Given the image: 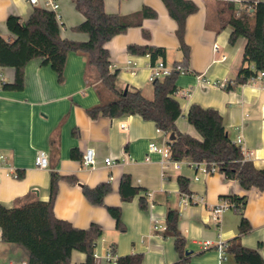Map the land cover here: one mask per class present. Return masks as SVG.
Segmentation results:
<instances>
[{
	"label": "crops",
	"instance_id": "obj_1",
	"mask_svg": "<svg viewBox=\"0 0 264 264\" xmlns=\"http://www.w3.org/2000/svg\"><path fill=\"white\" fill-rule=\"evenodd\" d=\"M39 1L40 5L44 2ZM194 1L199 9L188 16L185 28V41L190 47L187 65L190 72L179 74L177 80L176 97L182 107L177 127L201 138L187 120V112L193 103L215 107L223 115L231 139L237 143L241 139V145L251 152L248 159L256 167L263 168L264 80L250 79L232 89L227 88L234 84L242 65L246 38L241 36L236 43H230L233 28L228 25L220 29L218 2L234 1L242 7L244 1L264 0ZM58 3L62 36L87 40V33L73 30V26L84 20L73 0H58ZM144 6L155 9L157 16L144 19L143 26L130 27L115 35L106 47L111 56V69L118 71V87H136L146 97H153V82L149 79L152 58L129 53L128 45L165 47L166 62L170 65L180 62L184 60V54L176 34L177 22L163 0H105V9L110 13L129 14ZM35 7L28 0H0V34L12 37L6 25L10 14L27 20ZM215 43L220 46L219 52L214 51ZM223 54L225 59H222ZM68 55L61 81L50 65L42 63V58L29 61L22 90L3 89L2 83L14 81L16 69L0 66V152L20 173L19 178L4 175L0 180V203L14 207L31 200L47 201L52 172L56 170L77 180L75 183L60 180L54 205L56 217L67 219L79 228H87L93 222L103 227V235L95 248L96 264H115L114 260L107 258L108 252L116 257L142 253L145 264L176 262L180 256L175 249L174 237L165 236L164 229L153 227L156 220L166 226L171 208L180 212L179 229L186 236L187 249L191 251L189 264H237L230 253L221 258L218 244L228 243L240 235L241 214L228 209L223 213L221 223L215 224L211 209L221 202L223 195H247L244 217L251 230L241 234L240 240L246 247L259 248L264 258V191L246 190L219 170L206 174L187 163L180 169L171 164L164 175L162 155L152 153L150 161L145 158L151 141L163 144L171 134L159 130L154 121L137 114L92 118L87 109L112 96L102 87L94 68L87 65L84 54L71 51ZM128 60L134 63L135 73L128 68ZM88 147L95 149L93 167L83 165L82 160L72 156L73 149L83 156ZM39 149L48 153V168H39L36 164ZM128 154L135 160L123 161ZM107 156L113 159V164L108 166L104 161ZM123 174H129L133 185L140 189L130 201H123L119 191ZM180 176L189 179L191 194L202 197V201L181 205L185 193L180 189ZM102 182L111 183L113 189L105 196V205H96L86 198L82 186L91 188ZM142 196L148 199L147 209L140 206ZM108 206L121 207L125 231L117 228L118 221L110 214ZM3 234L0 227V264H27L29 250L22 244L4 241ZM204 240L213 241V245L205 248ZM85 260L84 252H72L71 264H81Z\"/></svg>",
	"mask_w": 264,
	"mask_h": 264
},
{
	"label": "trees",
	"instance_id": "obj_2",
	"mask_svg": "<svg viewBox=\"0 0 264 264\" xmlns=\"http://www.w3.org/2000/svg\"><path fill=\"white\" fill-rule=\"evenodd\" d=\"M73 2L75 8L84 15V20L73 26V30L87 33L88 39L84 41L63 37L56 11L44 5H37L27 20H22L15 14L8 16L6 25L12 37L0 34V66L14 67L16 76L12 82L2 83L3 89L22 90L25 87V67L34 58H42V63L50 65L61 81L68 53H82L87 57V65L96 71L102 87L112 96L111 99H103L87 109L92 118L101 115L110 118L140 115L145 120L154 121L159 130L174 133L175 137L168 141L174 159L206 161L207 167L215 165L227 179L237 181L244 189L256 188L264 191V167L258 168L252 160L245 159L242 146L229 136L223 115L217 108L204 107L198 103L190 106L187 120L194 125L201 138L182 132L177 127V120L182 115L181 103L176 97L178 71L174 69L169 76L153 81L152 98L146 97L142 90L136 87H128L127 90L118 87V71L111 69V56L106 43L130 27L143 26L144 19L155 18V9L144 6L138 11L120 14L107 12L105 0ZM163 2L177 22L176 34L184 54V60L180 63L188 65L190 47L185 41L186 21L199 6L194 0ZM218 11L220 29L228 25L234 28L229 37L231 44L236 43L241 36L246 38L242 65L234 84L227 86L232 89L264 70V2L244 1L243 6L239 7L234 1H219ZM144 35L149 37L146 31ZM128 52L150 55L152 63L159 59L166 61L167 56L165 47L136 43L128 45ZM72 156L82 160V154L77 149L72 150ZM61 179L77 182L75 177L64 176L53 170L47 201L31 200L14 207H6L0 203V227L4 233L2 238L7 242L22 244L29 250L30 258L27 264H71L74 250L86 254V260L81 264H96L95 248L98 239L103 235V227L93 222L87 228H79L67 219L56 217L54 205ZM179 185L182 192L191 194L188 178L180 176ZM82 187L86 198L96 205H105V196L113 189L109 182H102L91 188L87 185ZM119 191L123 201H130L140 189L133 185L129 174H123ZM222 198L227 199L232 209L241 214L240 235L249 232L251 225L244 217L248 196L228 194ZM140 206L147 209L146 196L141 197ZM107 208L118 221L117 228L125 231L121 207ZM179 219V210L171 208L167 213L163 234L175 239V249L180 257L172 264H189L190 254H186L187 238L179 229ZM240 235L227 243V253L234 255L237 264H264L259 248L244 246ZM115 264H145L144 256L142 253L120 255Z\"/></svg>",
	"mask_w": 264,
	"mask_h": 264
},
{
	"label": "built area",
	"instance_id": "obj_3",
	"mask_svg": "<svg viewBox=\"0 0 264 264\" xmlns=\"http://www.w3.org/2000/svg\"><path fill=\"white\" fill-rule=\"evenodd\" d=\"M28 1H29V3H31V5H36V6L40 5L39 0H28ZM41 5H44L45 7H49L51 9H53L54 11H56L57 17H58L59 21H61L62 17L59 13L60 5L58 3V0H44V2ZM214 51L215 52L220 51L219 44H217V43L214 44ZM225 58H226V55L223 54L222 59H225ZM128 64H129L128 68L131 70V72L135 73L136 67H135L134 63H132L131 60H128ZM174 69L176 70V72L178 71L179 74H187L190 72L189 66L184 65L180 62L170 65L166 61L159 59V60L155 61L154 63L151 62L149 79L151 82H153L157 79H163L164 77L169 76L174 71ZM256 79L264 80V70L259 71L256 76L252 77L251 80L254 81ZM204 81L207 82L206 79H204ZM222 85H224V84H222ZM124 127H126V126H124ZM169 140H170V138H167V140L163 144H159L158 142L151 141L148 145V152H147L146 158H145L146 161H150L152 153H159L160 155H162L163 158L161 159V164H162L164 175L167 174V169L171 164L174 165V167L176 169H180L184 163H187V164L192 165V166H197L198 169H200L202 172H204L206 174H211V173L218 170V168L215 165H212L210 168L207 167L206 161L197 162V161H192L190 159L189 160L174 159L171 155L170 146L168 144ZM238 143H240V145H241V139L238 140ZM242 148L244 150L245 159L249 160L248 158L250 157L251 152L247 151L243 146H242ZM37 152H38L36 154L37 166L39 168H48L49 167L48 153L42 149H39ZM83 154H84L82 156L83 165L93 167L95 165V162H96L95 149L93 147H88ZM127 160L134 161L135 158H133V156L128 154L127 157H125L123 159V161H127ZM104 161H105V164L107 166L113 164V159L111 157L107 156L104 159ZM2 169L4 171H1ZM4 175L10 176L13 178H19L20 177V173L18 172V168H16L8 160V157L4 153L0 152V180L3 178ZM202 200H203L202 197H196L194 194L185 193V196L181 200V205H189L193 202L202 201ZM231 208H232L231 203L227 199H222L220 203H218L216 206L212 207V209H211L213 222L215 224L221 223L223 213L225 211H227L228 209H231ZM153 227L155 229H160V228L165 229L166 228V226L161 225V223H159V221H157V220L155 221ZM212 242L213 241H211V240H204L203 245L205 248H209L213 245ZM227 247H228V244L226 242H223V243L219 242L218 250H219V253L221 255V258H224L225 255L227 254V251H226ZM107 258L110 260L116 261L117 257L113 253L108 252Z\"/></svg>",
	"mask_w": 264,
	"mask_h": 264
},
{
	"label": "water",
	"instance_id": "obj_4",
	"mask_svg": "<svg viewBox=\"0 0 264 264\" xmlns=\"http://www.w3.org/2000/svg\"><path fill=\"white\" fill-rule=\"evenodd\" d=\"M230 27L233 28V26H231V25H230ZM233 29H234V28H233ZM125 90H127V88H126ZM174 137H175L174 133H171V135H170V139H173ZM190 252H191V251L187 249L186 254H190Z\"/></svg>",
	"mask_w": 264,
	"mask_h": 264
},
{
	"label": "rangeland",
	"instance_id": "obj_5",
	"mask_svg": "<svg viewBox=\"0 0 264 264\" xmlns=\"http://www.w3.org/2000/svg\"><path fill=\"white\" fill-rule=\"evenodd\" d=\"M151 83V82H150ZM148 98H152V97H148Z\"/></svg>",
	"mask_w": 264,
	"mask_h": 264
}]
</instances>
